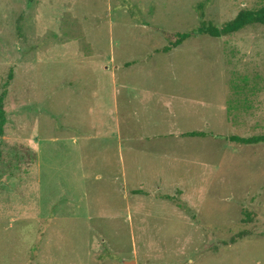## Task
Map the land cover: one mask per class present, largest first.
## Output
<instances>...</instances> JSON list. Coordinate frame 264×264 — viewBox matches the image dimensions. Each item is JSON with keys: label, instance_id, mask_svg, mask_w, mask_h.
Wrapping results in <instances>:
<instances>
[{"label": "rangeland", "instance_id": "374dc122", "mask_svg": "<svg viewBox=\"0 0 264 264\" xmlns=\"http://www.w3.org/2000/svg\"><path fill=\"white\" fill-rule=\"evenodd\" d=\"M261 5L0 0V264H264Z\"/></svg>", "mask_w": 264, "mask_h": 264}, {"label": "trees", "instance_id": "16d2710c", "mask_svg": "<svg viewBox=\"0 0 264 264\" xmlns=\"http://www.w3.org/2000/svg\"><path fill=\"white\" fill-rule=\"evenodd\" d=\"M202 7V4L199 5ZM201 24L198 28L199 33H204L211 35L213 37H220L223 35H230L232 33L238 32L247 26L255 25V24H263L264 25V5H261L257 8H243L241 9L232 19L224 22L220 26L207 21L204 18V12L200 11ZM192 31L190 32H178L176 39L171 43L170 46L163 47L164 52L170 51L173 47H176L184 40L189 38L192 35ZM6 122L5 111H4V102L3 96H0V132H3V127ZM185 136H207L208 133L204 131H188L183 133ZM231 141H235L238 143L244 144H256V143H264V133L256 134L248 137L239 136V135H229L227 137Z\"/></svg>", "mask_w": 264, "mask_h": 264}, {"label": "water", "instance_id": "95a60500", "mask_svg": "<svg viewBox=\"0 0 264 264\" xmlns=\"http://www.w3.org/2000/svg\"><path fill=\"white\" fill-rule=\"evenodd\" d=\"M125 264H133V263H132V262H128V261H126Z\"/></svg>", "mask_w": 264, "mask_h": 264}]
</instances>
